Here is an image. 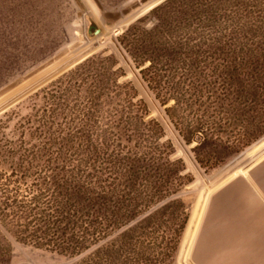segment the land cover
Instances as JSON below:
<instances>
[{
	"label": "trees",
	"instance_id": "obj_1",
	"mask_svg": "<svg viewBox=\"0 0 264 264\" xmlns=\"http://www.w3.org/2000/svg\"><path fill=\"white\" fill-rule=\"evenodd\" d=\"M119 43L201 165L264 134V0H164ZM116 63L95 54L10 134L0 121L1 237L95 248L84 264H170L189 219L174 197L193 176Z\"/></svg>",
	"mask_w": 264,
	"mask_h": 264
},
{
	"label": "rangeland",
	"instance_id": "obj_2",
	"mask_svg": "<svg viewBox=\"0 0 264 264\" xmlns=\"http://www.w3.org/2000/svg\"><path fill=\"white\" fill-rule=\"evenodd\" d=\"M160 3L0 0V121L7 123L10 134L39 101L36 93L89 57L113 54L115 66L122 69L120 81L132 83L148 117L163 126L174 157L182 158L193 176L174 197L183 202L189 219L170 264H264V142L259 145L264 134L241 151L227 154L215 167L201 165L194 149L197 142L184 141L119 43L122 32ZM153 22L149 17L145 24L150 27ZM114 28L120 31L115 33ZM236 167L249 168L248 173L232 177ZM0 242V264H84L95 252L93 248L67 255L10 236H0Z\"/></svg>",
	"mask_w": 264,
	"mask_h": 264
},
{
	"label": "bare ground",
	"instance_id": "obj_3",
	"mask_svg": "<svg viewBox=\"0 0 264 264\" xmlns=\"http://www.w3.org/2000/svg\"><path fill=\"white\" fill-rule=\"evenodd\" d=\"M157 1H159V0H157ZM153 5V4H152ZM149 7H151V6H149ZM91 9H93V8H91ZM145 10V9H144ZM147 10V9H146ZM97 15V14H96ZM132 15V14H131ZM80 20V19H79ZM81 21V20H80ZM79 23V22H78ZM113 28V27H112ZM105 29V28H104ZM109 29H110V27H109ZM111 31V30H110ZM106 32H107V30H106ZM79 33V32H78ZM86 44V43H85ZM111 45V44H110ZM81 47V46H80ZM78 49V48H77ZM80 49V48H79ZM77 51V50H76ZM75 52V51H74ZM60 62V61H59ZM16 91V90H15ZM3 99V98H2ZM6 100V99H5ZM262 142H264V140L263 141H261L260 143H259V145L262 143ZM264 143H262V145H263ZM259 147V146H258ZM257 147V148H258ZM255 149V148H254ZM264 149V148H263ZM253 151V150H252ZM259 151V150H258ZM261 151V150H260ZM254 152V151H253ZM257 153V152H256ZM245 164H246V162H245ZM233 165V164H232ZM240 166V165H239ZM237 168V167H236ZM248 169L249 168H243V167H238L237 169H235L234 171H233V173H232V177H235V175H237L238 173H242V174H247L248 172ZM228 170V169H227ZM231 174V173H230ZM241 175V174H240ZM219 176V175H218ZM225 177H227V176H225ZM231 177V178H232ZM216 179V178H215ZM218 183V182H217ZM217 183H215V184H217ZM206 185V184H205ZM207 186V185H206ZM189 246V245H188ZM192 248V247H191Z\"/></svg>",
	"mask_w": 264,
	"mask_h": 264
},
{
	"label": "water",
	"instance_id": "obj_4",
	"mask_svg": "<svg viewBox=\"0 0 264 264\" xmlns=\"http://www.w3.org/2000/svg\"><path fill=\"white\" fill-rule=\"evenodd\" d=\"M162 1H164V0H160V2H162ZM156 5V4H155ZM154 5V6H155ZM115 33H117V32H119L120 31V29L119 28H114V30H113Z\"/></svg>",
	"mask_w": 264,
	"mask_h": 264
}]
</instances>
